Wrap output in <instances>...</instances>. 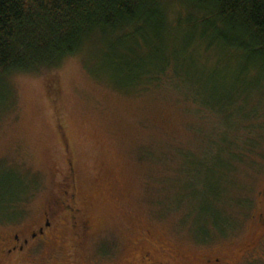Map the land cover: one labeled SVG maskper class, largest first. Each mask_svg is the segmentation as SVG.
Segmentation results:
<instances>
[{"label": "rangeland", "instance_id": "1", "mask_svg": "<svg viewBox=\"0 0 264 264\" xmlns=\"http://www.w3.org/2000/svg\"><path fill=\"white\" fill-rule=\"evenodd\" d=\"M162 7L170 23L191 12L180 0H164ZM181 23L167 41L169 35L159 43L138 38L132 57L119 45L129 48L131 40L94 38L56 71L12 74L0 85L2 94L11 93L0 117V183L9 168L25 181L17 190L25 194L9 205L10 213L0 209V218L8 217L0 220V232L28 228L45 211L53 215L54 244L42 245L31 264H149L146 254L151 262L164 264H264V142L255 150L253 163L238 165L233 173V196L246 202L226 208L234 221L226 232L210 227L224 219L207 215L201 201L198 207L194 201L195 211L187 218L186 208L174 206L182 199L191 203L195 197L185 185L205 182L209 175L206 164L195 166L194 178L187 167L189 178L183 183L181 155L202 154L206 133L220 124L214 115L200 113L182 92L199 102L218 101L226 84L223 77L231 81L249 65L244 55L227 54L212 39V46L202 51L206 59L188 61L185 46L200 42L203 27ZM165 62L182 92L163 77L160 84L135 93L146 83L134 87L135 79L147 80ZM136 63L137 75L125 76L129 73L124 66ZM210 70L218 73V81L206 77ZM253 79H259L257 71L249 72L244 82ZM262 85V91L239 88L231 96L232 101L239 98L236 107L225 101L229 111L219 115L221 125L246 118L242 112L248 115L247 106L256 108L255 102L264 97ZM210 160L219 166L217 176L230 181L224 170L231 163L228 156L216 153ZM77 209L90 225L81 245L71 229L73 222L82 225L79 217L72 218Z\"/></svg>", "mask_w": 264, "mask_h": 264}, {"label": "trees", "instance_id": "2", "mask_svg": "<svg viewBox=\"0 0 264 264\" xmlns=\"http://www.w3.org/2000/svg\"><path fill=\"white\" fill-rule=\"evenodd\" d=\"M163 1L0 0V85L8 75H38L56 71L66 58L74 57L85 51L90 45L91 39L94 40V38L112 36L113 40H131L133 45L129 48H126L124 43L121 44L122 42H119V45L124 46V49L129 52L128 56L132 57L135 55L138 38L144 42L152 43L153 40L159 43L168 35L166 41L170 39V33L174 27H177V24L181 26V22L197 23L202 26V34L198 40L200 42L189 41L185 46L184 55L189 58L188 61H192L191 58L195 60L198 56L206 59L205 55L202 56V51L211 47L213 43H221L227 54L233 52L236 55H244L245 63L249 60V65H245L240 76H234L231 81L230 78L223 77L222 82H226V84L222 87L218 101L199 102L197 96L182 92L175 84L178 78L173 73V75L170 74L166 62L161 68H155L153 72H157L156 74L148 75L147 80L135 79L133 84L136 87L146 82L139 91L135 90V93H138L144 88L147 90L151 86L160 84L162 79L168 77L173 81H169L171 85L178 88L185 99L199 107L200 113H209L219 119L218 129L208 131L209 134L206 133L207 143L203 147L202 154L181 155L179 179L183 183L189 178L186 168L192 167L190 176L194 178V169L197 170L195 166L198 164L201 166L206 164V169L209 172L208 178L205 182L193 184V186L185 185L193 192L195 199L191 203L182 199L174 206L186 208L185 217L187 218L189 213L193 214L195 211L194 201H197V207L201 201L202 211L207 215L211 216L212 214V216H220L224 219L221 224L217 225L214 221L210 226L216 230L219 229L217 230L219 233H224L234 223L232 215L226 212V208L242 206L244 205L242 203L246 202L233 196L237 188L233 173L236 172L238 165L248 162L252 164L255 150L263 146L264 97L258 103L255 102L256 108L249 107L251 105L247 106L249 113L247 115V112H242L247 117L238 118L239 122L222 123V126L219 115L229 111V108L224 105L225 101H231V104L238 102L239 98L232 101L231 96L236 95L239 88L254 87L255 90L262 91L259 85L264 84L262 79L264 77V0H180L191 12L174 23H170L165 18ZM209 39L213 40L211 41L212 45L208 42ZM204 43L206 44L205 48H203ZM205 64H207L206 61ZM139 65L136 63L131 67L130 64H126L124 71L129 74L125 76L136 74L140 68ZM256 71L259 79L245 83L244 79L249 72L253 74ZM217 75L218 73L210 70L206 77L218 81ZM261 87L264 89V85ZM115 88L114 90L123 93V88L118 89L117 86ZM10 97L11 93L2 94L0 91V106L2 101L6 105H4L5 108H0V117L9 107ZM236 106L237 104H235ZM234 120L236 121V118ZM240 133L241 137L238 136ZM243 135L246 137L244 141L240 140ZM237 141H240V145L237 144ZM216 153L228 156L231 160L230 165L223 164L224 170L230 177L229 185H227L228 182L224 183L221 176H217L221 173L219 166L214 167L218 164L210 160ZM262 159L264 160V156ZM263 160L262 162H264ZM4 168L9 167L5 166ZM6 174H8L6 181L0 183V209H3L5 214H9V205L20 200L25 194L21 190L17 191L18 186L25 181L10 168L6 169ZM183 183L180 182L179 189H182ZM216 208L220 209L222 216L217 213ZM3 218L7 219L8 217ZM3 218L0 220H4ZM223 228L225 231L222 232ZM209 232L210 230L205 233V236Z\"/></svg>", "mask_w": 264, "mask_h": 264}, {"label": "flooded vegetation", "instance_id": "3", "mask_svg": "<svg viewBox=\"0 0 264 264\" xmlns=\"http://www.w3.org/2000/svg\"><path fill=\"white\" fill-rule=\"evenodd\" d=\"M67 207L68 206H66V208ZM76 211L77 215H73L72 218L77 219L79 217V220L82 221V225L78 226L80 225L78 221L73 222L71 229L75 232L73 235L78 239V244L81 245L85 241V236L87 235L86 231L89 230L90 225L88 224V219L84 215H81L78 209ZM55 214L56 213H54V215ZM51 215L49 211H45L42 214V220L28 228L21 226V228L17 230L10 231V229H4V231H1L0 264H31L42 245L52 246L56 239V235L54 234L55 227L53 226ZM260 222L262 224L264 223V221ZM144 258H146V261H149V264H164L160 262H151V258H149L148 254H146ZM217 262V260H214L212 264H217ZM68 264L81 263L72 261Z\"/></svg>", "mask_w": 264, "mask_h": 264}]
</instances>
